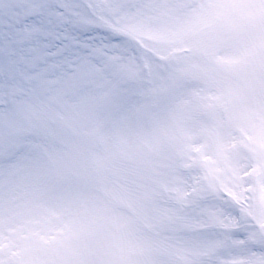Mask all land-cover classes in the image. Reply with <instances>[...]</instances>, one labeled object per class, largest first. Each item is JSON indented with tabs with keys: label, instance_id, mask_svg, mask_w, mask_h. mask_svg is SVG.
I'll use <instances>...</instances> for the list:
<instances>
[{
	"label": "snow or ice",
	"instance_id": "6c2138e0",
	"mask_svg": "<svg viewBox=\"0 0 264 264\" xmlns=\"http://www.w3.org/2000/svg\"><path fill=\"white\" fill-rule=\"evenodd\" d=\"M0 264H264V0H0Z\"/></svg>",
	"mask_w": 264,
	"mask_h": 264
}]
</instances>
